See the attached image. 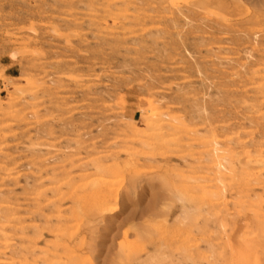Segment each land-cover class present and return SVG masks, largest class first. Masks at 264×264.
<instances>
[{
	"label": "rangeland",
	"instance_id": "rangeland-1",
	"mask_svg": "<svg viewBox=\"0 0 264 264\" xmlns=\"http://www.w3.org/2000/svg\"><path fill=\"white\" fill-rule=\"evenodd\" d=\"M255 158L264 0H0V264H264Z\"/></svg>",
	"mask_w": 264,
	"mask_h": 264
},
{
	"label": "bare ground",
	"instance_id": "bare-ground-1",
	"mask_svg": "<svg viewBox=\"0 0 264 264\" xmlns=\"http://www.w3.org/2000/svg\"><path fill=\"white\" fill-rule=\"evenodd\" d=\"M149 117L144 119V123L148 129L151 127ZM135 134H137V133L133 132V135H135ZM136 136H138V135H136ZM217 147H218V144L214 143L213 150L211 153H208V155L210 157V161L212 162V164H214V170H215L214 173L218 176H220V175L222 176L226 170L225 165L227 164V160L225 157L218 158L217 154L219 153V150ZM251 163H253L254 165H257V167L255 168L256 170H257V168H259V171L261 168L264 169V160H262V159L255 158L253 161H251ZM233 171H234V166L230 165V172H233ZM252 177H253V180L255 182H257V181H259L260 173L258 171H256L253 173ZM115 211H116L115 209L110 210L108 213L111 214ZM41 236L42 235L40 234L39 236H37V238L34 242H31V243L28 242L23 247H20V246L15 247L13 250V261H14L13 264H28V256L30 254H32V251H34L31 244L32 243L34 244L35 242L39 241L38 238H40ZM141 264H160V261L156 255H152V256H149Z\"/></svg>",
	"mask_w": 264,
	"mask_h": 264
}]
</instances>
